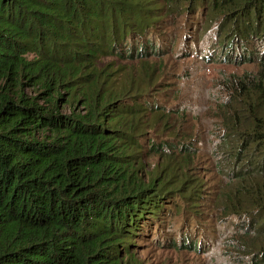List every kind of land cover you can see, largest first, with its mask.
I'll use <instances>...</instances> for the list:
<instances>
[{"label": "trees", "instance_id": "1", "mask_svg": "<svg viewBox=\"0 0 264 264\" xmlns=\"http://www.w3.org/2000/svg\"><path fill=\"white\" fill-rule=\"evenodd\" d=\"M186 12H204L206 33L216 25L224 61L258 66L217 104L216 199L254 242L238 238L248 262L264 264V0H0V264H141L150 222L181 199L200 214L208 196L194 185L143 180L158 103L103 66L159 54L167 18Z\"/></svg>", "mask_w": 264, "mask_h": 264}, {"label": "rangeland", "instance_id": "2", "mask_svg": "<svg viewBox=\"0 0 264 264\" xmlns=\"http://www.w3.org/2000/svg\"><path fill=\"white\" fill-rule=\"evenodd\" d=\"M167 20L163 31L169 32L171 39L154 40L159 54L127 60L108 57L103 66L116 70L112 73L121 77L119 84L134 76L133 86L149 90L155 96L151 101L158 103L150 125L143 130L160 149L145 158L143 180L157 177L156 184L169 180V187L184 182L185 187L194 185L201 190L198 194L208 198L195 209L200 212L197 215L186 210L191 200H176L184 209L169 210L165 219L150 222L149 234L137 240L134 258L141 264H251L249 250L241 247L238 239L250 246L254 243L244 238L242 219L227 215L216 199L217 190L226 182L222 169L225 156L216 153L218 144L225 150L217 104L228 99L227 82L254 73L257 63L224 61L221 49L213 50L219 35L216 25L206 33L210 26L204 12H186ZM189 22H193L191 26ZM239 51L232 54L238 57ZM147 140L142 141L144 146ZM163 143L171 148L164 151ZM178 165H185L182 176Z\"/></svg>", "mask_w": 264, "mask_h": 264}]
</instances>
